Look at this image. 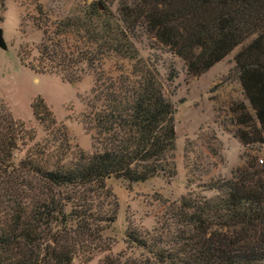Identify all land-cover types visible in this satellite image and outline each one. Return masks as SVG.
<instances>
[{
    "label": "trees",
    "instance_id": "16d2710c",
    "mask_svg": "<svg viewBox=\"0 0 264 264\" xmlns=\"http://www.w3.org/2000/svg\"><path fill=\"white\" fill-rule=\"evenodd\" d=\"M30 1L28 16L42 41L28 66L70 84L92 78L85 119L94 151L68 160L37 146L19 160V146L35 134L0 98V189L19 191L27 179L41 186H27L18 203H0V264H91L110 252L104 234L117 214L101 200L107 183L175 177L174 108L136 46L143 37L180 58L193 77L242 46L235 63L254 116L235 106L237 137L244 146H264V0H76L63 17ZM32 108L47 132L63 130L43 100ZM205 191L215 196L180 200L172 234L129 230L138 258L106 256L98 264H264V162L249 159Z\"/></svg>",
    "mask_w": 264,
    "mask_h": 264
},
{
    "label": "rangeland",
    "instance_id": "374dc122",
    "mask_svg": "<svg viewBox=\"0 0 264 264\" xmlns=\"http://www.w3.org/2000/svg\"><path fill=\"white\" fill-rule=\"evenodd\" d=\"M100 1L88 0L89 3ZM41 4L52 17H63L77 7L76 0H41ZM117 7L115 4L110 8L116 11ZM32 13L34 6L30 0H0V29L6 44V49L0 48V98L13 118L35 134L34 142L19 146L16 156L20 160L37 146L48 147L51 156L62 151L68 160L81 153L91 154L93 133L88 131L85 117L90 110L93 80L86 76L81 82L70 84L59 76L37 73L28 66L30 62L35 64L42 41L41 32L34 29L28 16ZM136 46L140 55L151 62L163 84L164 95L174 108L176 175L132 186L117 180L107 183V193L101 200L105 211L117 214L115 223L104 234L110 252L98 255L91 264H98L106 256L138 258L127 242L129 230L143 235L172 234L174 214L182 198L190 193L212 198L215 194L205 191L212 181L230 179L249 159L256 158L259 165L264 162L263 145L244 146L237 137L242 128L237 124L235 106H247L254 116L235 63L242 46L198 77L190 76L185 63L151 37L139 39ZM38 99L43 100L63 130L47 132L36 120L32 105ZM22 185L13 193L1 188L0 203L20 202L19 194L28 192L27 186L41 188L37 179H27Z\"/></svg>",
    "mask_w": 264,
    "mask_h": 264
},
{
    "label": "water",
    "instance_id": "95a60500",
    "mask_svg": "<svg viewBox=\"0 0 264 264\" xmlns=\"http://www.w3.org/2000/svg\"><path fill=\"white\" fill-rule=\"evenodd\" d=\"M102 9V7H101ZM0 48L6 49V44L3 38V31L0 29Z\"/></svg>",
    "mask_w": 264,
    "mask_h": 264
},
{
    "label": "built area",
    "instance_id": "2783aa9c",
    "mask_svg": "<svg viewBox=\"0 0 264 264\" xmlns=\"http://www.w3.org/2000/svg\"><path fill=\"white\" fill-rule=\"evenodd\" d=\"M261 163H263V161H261Z\"/></svg>",
    "mask_w": 264,
    "mask_h": 264
}]
</instances>
